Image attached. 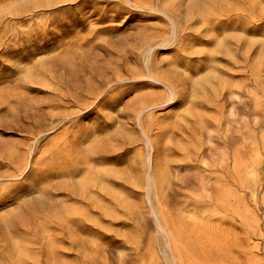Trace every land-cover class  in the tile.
I'll return each mask as SVG.
<instances>
[{
	"label": "rangeland",
	"instance_id": "obj_1",
	"mask_svg": "<svg viewBox=\"0 0 264 264\" xmlns=\"http://www.w3.org/2000/svg\"><path fill=\"white\" fill-rule=\"evenodd\" d=\"M0 264H264V0H0Z\"/></svg>",
	"mask_w": 264,
	"mask_h": 264
},
{
	"label": "bare ground",
	"instance_id": "obj_2",
	"mask_svg": "<svg viewBox=\"0 0 264 264\" xmlns=\"http://www.w3.org/2000/svg\"><path fill=\"white\" fill-rule=\"evenodd\" d=\"M167 18L169 19V21H170V23H171V32H170V36H169V39H174V37L176 36V33H177V28H178V25H177V23L176 22H174L173 20H171L168 16H167ZM183 19V18H182ZM168 41V40H167ZM156 42V40H149V41H147L145 44H144V47H143V53H146V55H145V58L146 59H148V57H149V53L152 51V49H153V47L155 46V43ZM162 44V43H161ZM145 65V64H144ZM147 66V65H146ZM162 83V82H161ZM163 84H164V86L166 87V89H167V95H168V98H169V100H171L173 97H174V95H175V88L173 87V85H171V84H169V83H167V82H163ZM150 107H152V106H150V105H144V106H142L141 108H140V110H139V112H138V115H137V119H138V121H139V123H140V119H141V117H142V115H143V113L148 109V108H150ZM141 131H142V135H143V137H144V139H145V142H146V144L148 145V148H149V150H150V146H149V140H148V138H147V135H146V133L143 131V129L141 128ZM153 154V153H152ZM150 152L147 154V158H146V160H147V167H148V169H149V171H150V179H149V183H150V185H153V175H152V163H151V159L153 158L151 155H152ZM149 177V176H148ZM147 180H148V178H147ZM152 188V187H151ZM148 190H149V188H148ZM149 194V193H148ZM162 232V231H161ZM164 232V231H163Z\"/></svg>",
	"mask_w": 264,
	"mask_h": 264
}]
</instances>
